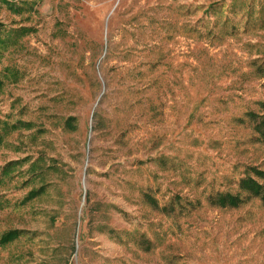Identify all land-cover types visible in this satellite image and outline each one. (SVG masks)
<instances>
[{
  "label": "rangeland",
  "instance_id": "rangeland-1",
  "mask_svg": "<svg viewBox=\"0 0 264 264\" xmlns=\"http://www.w3.org/2000/svg\"><path fill=\"white\" fill-rule=\"evenodd\" d=\"M0 21L33 27L0 56V164L20 159L0 233L23 231L0 264H264V203L206 199L264 169L246 115L263 111L264 0H0ZM143 191L200 204L165 214Z\"/></svg>",
  "mask_w": 264,
  "mask_h": 264
},
{
  "label": "trees",
  "instance_id": "trees-1",
  "mask_svg": "<svg viewBox=\"0 0 264 264\" xmlns=\"http://www.w3.org/2000/svg\"><path fill=\"white\" fill-rule=\"evenodd\" d=\"M5 6L13 11L18 12L21 8L22 2H28V0H1ZM33 27L25 25L17 26H6L0 21V56L2 52L11 44L15 43L17 39L32 31ZM1 83V80H0ZM263 108L262 112H255L248 110L246 115L250 118L252 122V129L256 132V136L264 141V100L258 101ZM72 116H67L64 123L69 127L73 128L71 123ZM27 121H21L20 125L28 126ZM15 124H11V128H15ZM20 162L19 158L8 159L0 164V181L4 176L12 174L11 170ZM33 161H30L28 166H32ZM27 166V167H28ZM249 170L252 172V175L248 171L239 176L236 182L237 190L234 192L228 190H215L214 192L206 194V199L211 205L218 207H235L239 205L242 201L245 200L247 196H256L264 203V182L260 181L258 178H264V169L259 168L258 166H250ZM44 183L39 184L36 187L29 188L26 191L23 199L31 198L37 195L39 192L44 190ZM241 192H244L245 195H241ZM142 196L144 200L152 207L158 208L160 211L165 214L172 213L173 211L181 212L182 210H187L190 207H195L199 205V199L189 198L186 196L179 195L178 193H173L168 198L158 204L157 200L148 192L143 191ZM22 231L21 228L12 227L8 228L0 233V243H6L16 236H18Z\"/></svg>",
  "mask_w": 264,
  "mask_h": 264
}]
</instances>
